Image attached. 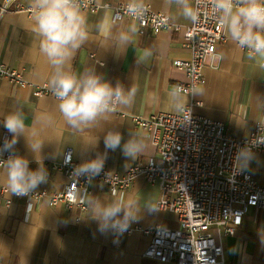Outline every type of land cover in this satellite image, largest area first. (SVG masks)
Segmentation results:
<instances>
[{"label":"crops","instance_id":"0c3cea01","mask_svg":"<svg viewBox=\"0 0 264 264\" xmlns=\"http://www.w3.org/2000/svg\"><path fill=\"white\" fill-rule=\"evenodd\" d=\"M0 0V62L18 70L27 85H18L0 76V119L10 109L23 106L29 122L35 112L47 111L54 116V127L45 136L42 150L43 164L48 171V181L41 184L29 196L10 195L0 182V260L1 264H176L163 263L146 257L144 252L152 236L142 229L162 225L179 227L177 215L159 209L161 196L159 183L149 182L138 176L130 188L113 190L110 185L92 180L88 192L78 191V202L68 206L65 202L52 204L49 197L37 198L34 193L65 191L69 180L63 171L54 169L68 149L81 163L97 152L105 151L103 130L116 128L127 140L136 134L146 144L145 151L134 161L127 160L119 149L108 151L105 166L125 173L137 161L158 160V148L148 135L136 126L134 115L150 116L156 112H180L193 103L195 113L221 121L229 132L238 137L249 136L257 125H264V58L245 49H239L227 36L218 44V57L204 68V81L192 94L180 91V107L170 103L169 93L177 85L187 81L184 70L174 67L175 60H190L191 50L182 40L191 21L181 14L168 0H144L154 11L171 17L179 28L154 32L142 31L137 21L125 17L114 18V8L127 0H96V11L83 13L88 20L89 39L77 50L72 68L82 73L95 66L96 71L113 84L120 80L125 87L132 84L136 74L139 91L131 108H117L96 127L82 131L68 128L57 112L55 97L36 94V87L48 83L51 68L39 51L38 39L32 32V9L29 0H9L8 8L1 13ZM128 36L123 47L117 46L119 33ZM151 55L140 62L144 52ZM6 131L0 124V138ZM99 137L97 145L89 147ZM19 154L30 160L29 167L37 163L25 147L23 137L16 145ZM247 171L264 185V153L256 152ZM120 195L131 210H137V218L130 227L131 233L116 236L112 232L101 233L98 224L89 217L88 200L93 196L111 198ZM151 198L153 211L144 207ZM227 264H264V209L251 207L234 235L223 237Z\"/></svg>","mask_w":264,"mask_h":264},{"label":"built area","instance_id":"2783aa9c","mask_svg":"<svg viewBox=\"0 0 264 264\" xmlns=\"http://www.w3.org/2000/svg\"><path fill=\"white\" fill-rule=\"evenodd\" d=\"M80 2L85 11L99 8L96 0ZM8 5L9 0L2 3L1 13L7 10ZM145 6V15L137 19L129 15L126 2L119 3L114 8V18L120 21L131 17L142 31L146 28H152L154 32L179 28L174 27L168 14ZM225 38L226 32L217 24L212 10L202 9L199 25L191 23L182 37L191 50V59L174 61V67L187 74V81L177 85L180 91L192 94L200 87L204 81L205 66L218 57V44ZM0 76L14 84L32 85L18 70L3 62H0ZM35 92L54 97L47 83L38 85ZM193 107L191 103L178 113L156 112L148 117L134 115L136 126L158 148L160 158L137 161L125 173L104 166V172L93 180L108 184L113 190L130 188L140 175L149 182L159 183L161 196L157 207L174 212L180 226L154 225L142 229L152 236L144 252L146 257L163 263L227 264L223 237L236 233L252 206L257 210L264 209V185L250 171H236L234 168L237 148L257 136L260 126L264 128V125H257L249 136L238 138L229 132L223 122L199 115ZM8 135L7 131L3 132L0 145ZM253 151L264 153V145ZM7 155L5 153V158ZM78 164L73 150L68 149L64 157L53 164L54 169L63 171L68 178L67 189L50 195H32L49 197L52 204L65 202L72 206L78 202L86 209V205L78 201L77 193L80 190L88 192L91 182L83 177L78 182L71 179L73 168ZM133 229L129 227L126 233H131Z\"/></svg>","mask_w":264,"mask_h":264},{"label":"clouds","instance_id":"9594fccd","mask_svg":"<svg viewBox=\"0 0 264 264\" xmlns=\"http://www.w3.org/2000/svg\"><path fill=\"white\" fill-rule=\"evenodd\" d=\"M181 10L184 18L193 25H199L201 10L211 9L217 24L225 30L231 41L256 57L264 58V0H168ZM32 9V32L38 39L39 51L51 68L49 87L57 102V112L65 125L82 131L99 125L117 108H131L139 91L136 74L128 87L117 80L113 84L96 71L95 66L77 73L72 60L77 50L89 39L88 20L81 8L80 0H29ZM126 9L130 16L142 18L146 12L144 0H127ZM128 36L121 32L117 46L123 47ZM151 55L144 52L143 59ZM264 67V65H262ZM169 100L180 107L179 88L169 93ZM54 116L47 111L35 112L29 122L23 106L10 109L0 124L9 134L0 145V182L10 195L27 197L48 181V171L41 155L46 133L54 127ZM190 119V114L188 120ZM187 120V121H188ZM105 151L83 160L73 168L71 179L76 182L85 178L89 183L104 172L108 151L119 149L129 161H134L145 151L146 144L136 134L130 133L124 140L116 128L102 131ZM23 137L25 147L37 163L29 167L30 160L19 154L16 145ZM99 137L89 147H95ZM264 145V128L260 126L257 136L238 147L234 156L236 171H245L255 158L254 148ZM5 153H8L5 158ZM107 175V174H105ZM89 217L98 224L101 233L112 232L117 237L128 230L137 218L131 205L120 195L111 198L93 196L88 200ZM148 211L156 208L148 198L144 201Z\"/></svg>","mask_w":264,"mask_h":264}]
</instances>
